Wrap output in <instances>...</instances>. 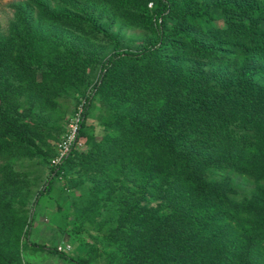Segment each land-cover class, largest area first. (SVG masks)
<instances>
[{"label": "trees", "instance_id": "obj_1", "mask_svg": "<svg viewBox=\"0 0 264 264\" xmlns=\"http://www.w3.org/2000/svg\"><path fill=\"white\" fill-rule=\"evenodd\" d=\"M10 8L0 29V264H24L25 249L71 264H264V0ZM63 95L84 101L85 149L53 166ZM96 103L100 136L84 131ZM23 159L49 171L32 210L58 180L74 192L64 218L85 254L29 241Z\"/></svg>", "mask_w": 264, "mask_h": 264}, {"label": "rangeland", "instance_id": "obj_2", "mask_svg": "<svg viewBox=\"0 0 264 264\" xmlns=\"http://www.w3.org/2000/svg\"><path fill=\"white\" fill-rule=\"evenodd\" d=\"M20 0H0V29L5 31L7 29L9 21L12 19L13 10L10 8V4ZM128 33H131L130 31ZM136 33V32H133ZM95 77H93V80ZM90 91V89L88 90ZM57 115L53 116L55 122H59L61 127V135L57 132L53 134L56 140L52 141V145L56 147V144L62 139L66 132L67 122L74 117L78 102L72 96L63 95L57 99ZM105 112L104 107L96 103L93 105L91 112L87 116L84 131L86 133H93L95 136H100L103 133L101 126V116ZM66 124V126H65ZM15 167L18 171L24 172L30 178V185L28 186V205L27 217L32 212L35 213V219L30 228L29 241L41 246L53 247V246H66L69 245L70 252H67L70 256L77 258L85 254V249L80 242L74 239V236L70 234L72 226L65 223V216L71 215L73 207L76 204L74 198V192L65 189V185L62 180L55 182V190L41 200L42 203L37 206L36 211L32 210V203L35 195L41 189L44 182L49 177L48 166L37 159H23L16 162ZM237 188L241 191L243 186L237 184ZM59 205L58 211H55ZM83 238L87 239L86 235ZM26 241L22 239V244ZM64 244V245H62ZM56 246V247H57ZM24 264H71L66 259L58 258L53 254L48 253L45 250H29L23 251ZM93 264H100L99 261H95Z\"/></svg>", "mask_w": 264, "mask_h": 264}, {"label": "built area", "instance_id": "obj_3", "mask_svg": "<svg viewBox=\"0 0 264 264\" xmlns=\"http://www.w3.org/2000/svg\"><path fill=\"white\" fill-rule=\"evenodd\" d=\"M83 103L84 101H81L76 109L74 117L69 119L67 122L66 132L57 146V156L51 161V165L53 166L60 165L72 149H77L80 151L85 149V145L77 140ZM57 250L69 251L70 247L58 246Z\"/></svg>", "mask_w": 264, "mask_h": 264}]
</instances>
